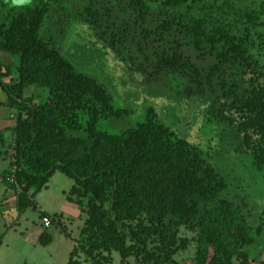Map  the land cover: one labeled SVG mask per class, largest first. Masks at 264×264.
Segmentation results:
<instances>
[{"label": "trees", "instance_id": "obj_1", "mask_svg": "<svg viewBox=\"0 0 264 264\" xmlns=\"http://www.w3.org/2000/svg\"><path fill=\"white\" fill-rule=\"evenodd\" d=\"M58 1L12 6L0 20V50L17 57L14 76L0 63V89L5 94L0 104L13 109L14 116L10 142L0 131V154L13 150L0 180L13 189L17 210L33 205L35 192L58 170L72 179L67 194L85 214L66 264H81L80 252L95 264L110 262L111 250L120 262L132 256L140 264H176L171 255L190 242L194 251L189 264H264V258L255 260L245 249L253 238L236 205L222 195L224 177L196 147L161 123L151 107L139 121L118 132L97 126L98 121L121 118L127 111L113 108L105 88L76 70L55 41L40 35L48 13L61 12ZM182 1L161 3L174 6ZM143 2L133 0L140 19L145 12ZM258 7L244 12L243 25L254 31L264 24V18L259 19L264 0ZM75 12L118 53L119 38L113 39L112 30L105 36L107 25H102L92 0ZM209 16L200 13L182 22L178 19V24L193 47L202 51L200 56H212V63L197 68L172 50L156 55V68L187 77L193 84L187 85L185 93H215L207 112L216 119L226 117L218 110L220 98L238 112L236 130L243 133L252 163L264 177V87L256 75L249 77L246 87L224 76L225 68L235 64L255 72V65L245 56L249 28L237 34L229 24L218 25ZM169 23L163 21L160 27L166 29ZM29 84L46 90L44 101L36 103L22 96ZM252 134L257 137L254 142ZM42 215L64 232L62 213L41 212L39 218ZM179 227L193 231L194 236H178ZM253 231L264 253V209ZM48 241L49 235L42 231L37 242L45 245Z\"/></svg>", "mask_w": 264, "mask_h": 264}, {"label": "rangeland", "instance_id": "obj_2", "mask_svg": "<svg viewBox=\"0 0 264 264\" xmlns=\"http://www.w3.org/2000/svg\"><path fill=\"white\" fill-rule=\"evenodd\" d=\"M35 1L30 0L29 4ZM86 1L59 0L61 12L51 10L48 13L41 25L40 35L55 41L61 55L76 70L97 80L109 93L113 108L127 111L121 118L100 120L97 126L108 132H118L139 121L144 110L151 107L161 123L175 136L196 147L215 171L224 177L226 188L222 195L236 205L253 238L245 249L255 260L264 258L260 238L253 231L264 209V177L252 163L249 146L243 143V133L236 130L240 115L220 98L218 110L232 121L228 123L226 117L221 121L216 119L207 112L215 93L203 96L185 93L184 89L191 83L187 77L156 68L155 64L157 54L174 50L197 68L207 67L213 62L212 56H200L202 51L193 47L190 37L180 29L178 23L202 13L210 15L218 25L229 24L232 31L243 33L244 27H248L243 25L244 12L259 8L261 0H183L174 6L162 4V0H144L142 19L133 0H92L93 7L101 16L102 25H107L104 28L105 36L112 30L113 39L119 38L116 43L118 53L110 49L106 41L77 16L75 9ZM12 6L16 5L11 0H0V20ZM61 15H64L63 20H60ZM263 18L264 13L259 19ZM58 21L61 22L60 26L56 25ZM163 21L170 22L168 28L160 27ZM248 28L245 56L255 65V72L235 64L234 67L225 68L224 76L246 87L249 77L256 75L258 83L264 87V24L255 27V31ZM0 63L7 65L10 76H14L17 65L14 54L0 50ZM46 94L44 88L33 84L24 86L22 90L23 97H30L36 103L44 101ZM9 109L0 104L3 113L7 114ZM7 133L6 143L10 142ZM256 138L252 134L251 142ZM6 157L8 154H0V173L6 168ZM71 184L72 179L54 170L45 187L33 195L34 204L18 211L14 205L13 189L0 180V264H60L56 261L54 249H61V238L68 242L78 237L85 214L81 213L78 218L62 213L61 224L66 235L55 224L43 228L39 224V214L41 211L58 213L64 205H73V196L67 194ZM42 231L52 234L49 246L37 242ZM178 236L192 237L194 232L179 227ZM193 251L194 245L190 242L186 248L175 251L171 258L176 264H189ZM80 253L81 264H95L90 257ZM102 255L105 254L102 252ZM109 260L105 263L100 261V264H140L132 256L120 262L113 250L109 251Z\"/></svg>", "mask_w": 264, "mask_h": 264}, {"label": "crops", "instance_id": "obj_3", "mask_svg": "<svg viewBox=\"0 0 264 264\" xmlns=\"http://www.w3.org/2000/svg\"><path fill=\"white\" fill-rule=\"evenodd\" d=\"M5 100V94L3 93V91L0 89V102H3ZM10 111L3 113V111L0 110V131L2 132L3 136L6 138L10 135V128L12 127L13 123H14V116H13V110L9 109ZM7 139V138H6ZM43 212V211H41ZM46 213V212H44ZM60 213H63L64 215H71V216H76V217H80L81 213H84V208L83 209H79L75 204L73 205H64L63 206V210H60ZM49 214V213H48ZM40 221V219H39ZM40 224V222H39ZM52 224V223H51ZM41 225V224H40ZM64 235H66V232H63ZM48 234V233H47ZM49 235V241L44 245V246H49L50 243L52 242V234H48ZM62 240H60V246L61 249H54L53 253L55 254V256H57V260L59 261L60 264H66L69 252L74 244V240H69L68 242H66L65 239L61 238Z\"/></svg>", "mask_w": 264, "mask_h": 264}, {"label": "built area", "instance_id": "obj_4", "mask_svg": "<svg viewBox=\"0 0 264 264\" xmlns=\"http://www.w3.org/2000/svg\"><path fill=\"white\" fill-rule=\"evenodd\" d=\"M10 150H11V151L8 152V154H9V155H12V154H13V150H12V149H10ZM7 179H8L9 181H11V180H12V177L9 176ZM39 219H40L39 222H40V224H41V226H42L43 228H46V227H48V226L51 224L49 217L46 216V215H42Z\"/></svg>", "mask_w": 264, "mask_h": 264}, {"label": "clouds", "instance_id": "obj_5", "mask_svg": "<svg viewBox=\"0 0 264 264\" xmlns=\"http://www.w3.org/2000/svg\"><path fill=\"white\" fill-rule=\"evenodd\" d=\"M11 3L16 6L29 4L30 0H11Z\"/></svg>", "mask_w": 264, "mask_h": 264}]
</instances>
